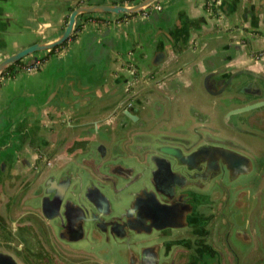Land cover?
Segmentation results:
<instances>
[{
    "label": "flooded vegetation",
    "instance_id": "af4514ba",
    "mask_svg": "<svg viewBox=\"0 0 264 264\" xmlns=\"http://www.w3.org/2000/svg\"><path fill=\"white\" fill-rule=\"evenodd\" d=\"M153 57L148 81L137 79L127 88L132 117L122 113L125 107L114 110L115 103L101 106L108 111L98 130L103 133L107 126L116 149L128 150L125 163L134 168L128 179L115 184L116 193H110L127 202L109 213L115 227L104 223L107 212L87 207V219L92 221L81 223L84 237L75 239L72 224H80L78 213L67 210L70 232L44 218L39 202L46 178L58 172L66 179L86 145L84 139H74L61 161L52 157L53 150H36L35 159L22 165L24 171L14 170L0 183V264H264V122H260L264 115L241 122L231 114L250 104L238 95L245 90L241 86L247 80L256 85L258 81L245 68L223 65L204 76L208 94L194 100L183 94L184 88L163 62L153 64ZM136 67L135 73L144 76ZM73 116L74 121L81 119ZM79 125H72L77 131L69 141L83 137L87 129ZM240 130L263 142L258 167L251 160L245 174L244 169L229 164L227 170L224 165L231 162L235 143L247 154L240 138L248 136ZM151 156L159 157L165 175L146 176L141 171ZM153 197L164 207L154 208L145 199ZM151 209H161L166 222L154 223Z\"/></svg>",
    "mask_w": 264,
    "mask_h": 264
},
{
    "label": "crops",
    "instance_id": "0c3cea01",
    "mask_svg": "<svg viewBox=\"0 0 264 264\" xmlns=\"http://www.w3.org/2000/svg\"><path fill=\"white\" fill-rule=\"evenodd\" d=\"M139 1L0 0V60L33 43L55 40L69 13L79 5H132ZM206 2L160 0L161 9L150 8L128 18H121L122 14L80 16L65 46L55 51L40 69L1 78L0 183L14 170L24 171L22 165L35 159L36 150H53L52 157L63 160L74 139L82 138L69 141L68 136L77 131L72 127L75 123L81 124V129L100 130V119L108 111V107L101 106L112 104L118 86L130 81L134 66L142 69L148 81L146 75L158 49L166 53L163 66L182 85L183 94L194 100L208 94L204 76L223 65L231 70L262 71L264 0H216L214 14L205 8ZM241 26L254 36L250 47L238 40L239 32L224 37ZM46 52L23 60L42 57ZM191 58L192 62L187 64ZM251 83L247 80L241 86L245 90L239 94H255ZM69 84L84 86L90 99H84L79 106L63 102L61 98L69 96ZM75 113L81 119L74 121ZM240 139L247 147L249 156L246 155L258 167L262 139Z\"/></svg>",
    "mask_w": 264,
    "mask_h": 264
},
{
    "label": "water",
    "instance_id": "95a60500",
    "mask_svg": "<svg viewBox=\"0 0 264 264\" xmlns=\"http://www.w3.org/2000/svg\"><path fill=\"white\" fill-rule=\"evenodd\" d=\"M160 0H140L139 2L132 5H122V4H86L79 5L72 9L69 13L66 21V25L61 32V34L50 42H36L29 46H26L8 56L0 60V77L2 73L11 65L17 63L19 60H23L24 58L31 56L35 53L42 51H49L58 46H61L64 42L68 41L75 28L76 19L83 15H92V14H138L146 12L150 9L155 3ZM214 7H217L216 0H213ZM239 32L240 40L246 47H250V40L254 37L252 34H247L246 31L243 30L242 26L238 29H234L231 32H228L224 35L225 38L230 37L233 33ZM232 37V36H231ZM257 37V36H255ZM166 58V53L162 49H158L154 53L153 64L159 65ZM36 60L35 57L32 59ZM30 60V61H32ZM192 62V58L187 61V64ZM262 64V61L260 62ZM136 66H134L131 74L130 81L122 83L121 86H118L117 90L114 93V100L112 104H114L115 109H122L123 114L128 117H132L130 111L128 110L130 104H128L132 98V95H125L127 92L128 86L132 85V83L137 80H145V76L141 74L135 73ZM232 75L234 77L236 74ZM248 75L257 80V85L255 82L251 81L254 86L257 87V90L253 91L255 94L242 93L238 95L244 99L248 98L250 101L249 105L246 107H236L232 110L231 114L236 116L235 118L241 122H246L247 119L253 116H257L259 113L264 115V68L260 72H255L252 70H246ZM147 77V76H146ZM232 79H227V83H229ZM225 84V86L227 85ZM243 82H241L242 84ZM250 85V84H249ZM238 86V82L234 87ZM223 87L220 89V91ZM232 90H234L232 88ZM56 93V92H55ZM67 96L68 98H61L63 102L68 103L70 105H76L80 100H89L90 97L86 94L84 86L78 84H69V92ZM125 95V96H123ZM123 96V97H122ZM249 96V97H248ZM237 102H241V100L236 99ZM249 103V102H248ZM251 113V114H250ZM250 114V115H249ZM81 126V125H79ZM107 127V126H106ZM104 127V128H106ZM103 128V133H100L98 129L95 130H85L84 135H82V139L85 142V152L81 155L77 156L75 165L70 168L69 174L68 172L65 175H69L66 179H62V174L53 172L50 174L45 182V191L44 196L40 199V210L42 216L48 220H56V223L59 222L63 231L70 232V217L71 215L67 213L68 208L72 209L76 213L79 214L81 218L80 224L77 226L74 223L75 227H73L74 238L82 239L84 237V228L82 222L87 223L91 222L92 218L87 219L86 210L87 207L93 208L98 211H105L107 213H103L107 218L110 216V212L117 210L118 207H125V204L122 202L120 197H115L117 195L110 196V193H116V185L123 181V179H128V175H130L134 168L129 166L127 162L125 163L126 158H128V150L121 148L116 149V144L113 143L111 135L109 134V129ZM241 134L257 137L252 132H246L240 130ZM106 134V136H104ZM115 137V135H114ZM258 138V137H257ZM111 142V143H110ZM110 143V144H107ZM236 149H233L231 152L232 157H230V163H227V160L224 161L225 168L228 170L229 164L234 166L236 169L243 170V174L246 173V168L252 167L251 159L241 151L244 146L240 143H235ZM88 148V150H87ZM153 155V154H152ZM156 158V159H153ZM158 156H151L150 163L143 162L141 171L146 174V176L153 175H165L166 172H163L164 164L158 165ZM150 159V158H149ZM222 160V159H221ZM85 161H88L86 163ZM79 164H82L83 169L79 170ZM131 182H127L130 184ZM108 188V189H107ZM109 191L107 195L104 194V191ZM121 192V191H120ZM116 199V200H115ZM146 201L154 205V208H163V203L160 201L158 197H153L152 199L145 198ZM128 201V199H127ZM104 209V210H103ZM155 212V218L153 219L154 223L163 222L165 219V214H163L161 209H151ZM123 215V214H122ZM114 215L111 216L107 221L105 220V224H114L115 227ZM76 221V220H75ZM123 223L126 221L122 220ZM164 221L163 223H165ZM82 225V226H81ZM62 236V235H61Z\"/></svg>",
    "mask_w": 264,
    "mask_h": 264
},
{
    "label": "trees",
    "instance_id": "16d2710c",
    "mask_svg": "<svg viewBox=\"0 0 264 264\" xmlns=\"http://www.w3.org/2000/svg\"><path fill=\"white\" fill-rule=\"evenodd\" d=\"M205 8L208 9L211 13H215V7H214V2L213 0H207L206 4H205ZM144 13V12H143ZM136 14H122L120 17L121 18H128V17H132ZM91 18V16H89V19ZM67 43L64 42L61 46H58L54 49H51L49 51L46 52V54L42 57H37V56H34L36 58V60H27V61H24V60H19L17 63L11 65L10 67H8L1 75L0 79L1 78H7V77H12L14 75H16L18 72L20 71H23V70H27L29 69L30 67H32L34 64H37L36 66V69H40L46 62L47 60L49 59L50 56H52V54L55 53V51L63 48L65 46V44Z\"/></svg>",
    "mask_w": 264,
    "mask_h": 264
},
{
    "label": "built area",
    "instance_id": "2783aa9c",
    "mask_svg": "<svg viewBox=\"0 0 264 264\" xmlns=\"http://www.w3.org/2000/svg\"><path fill=\"white\" fill-rule=\"evenodd\" d=\"M161 7H162L161 3L157 2L151 8H153L155 10H159V9H161ZM36 66H37V64H34L32 67H30L27 70H35L36 69Z\"/></svg>",
    "mask_w": 264,
    "mask_h": 264
}]
</instances>
